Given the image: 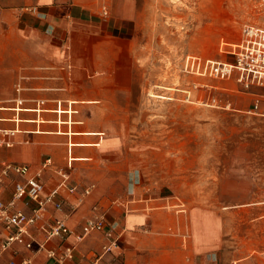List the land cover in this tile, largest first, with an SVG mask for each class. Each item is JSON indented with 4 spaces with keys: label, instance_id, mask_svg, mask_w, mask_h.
Returning <instances> with one entry per match:
<instances>
[{
    "label": "rangeland",
    "instance_id": "1",
    "mask_svg": "<svg viewBox=\"0 0 264 264\" xmlns=\"http://www.w3.org/2000/svg\"><path fill=\"white\" fill-rule=\"evenodd\" d=\"M128 13L133 19L123 35L133 42V86L113 133L115 148L82 173L76 196L90 183L96 188L83 203L75 200L76 208L102 190L82 220L116 223L122 236L114 264H124V201L133 184L142 185L165 198L161 222L146 235L159 239L152 252L164 250L166 262L181 256L185 264H264V105L249 111L261 90L245 92L234 77L203 78L182 67L188 55L232 60L224 43L238 42L245 25L264 27V0H136ZM21 74L27 75L4 81L0 66L4 106L13 105L8 100ZM10 199L7 193L3 200ZM94 243L103 253V238Z\"/></svg>",
    "mask_w": 264,
    "mask_h": 264
},
{
    "label": "crops",
    "instance_id": "2",
    "mask_svg": "<svg viewBox=\"0 0 264 264\" xmlns=\"http://www.w3.org/2000/svg\"><path fill=\"white\" fill-rule=\"evenodd\" d=\"M96 9V0H0L3 80L16 77L22 71L27 73L30 90L25 106L29 109L35 107L33 99L43 98L49 100L48 109L54 110L55 101H62L65 108L67 103H73L72 109L76 111L70 128L64 123L61 133L53 113L42 114L45 121L40 124L36 121L37 114L20 113L23 121L19 119V126L30 129L21 130L15 137L20 143L4 149L2 155L8 161L28 163L33 171L51 157L56 168L70 173L71 186L78 189L86 181L83 171L88 173L92 162L105 158L103 152L111 154L115 148L113 133L117 130L119 114L129 103L133 86V42L123 33L131 25L133 18L128 11L135 12L136 0H115L112 21L103 20ZM0 114L5 119L14 115ZM61 118L67 122L69 115L64 113ZM2 121L5 122L1 125L6 128L16 127L13 121ZM42 181L47 193L57 186L60 177L53 168L44 174ZM93 185L96 188L92 183L88 187ZM101 191L97 189L87 204H92ZM130 191L131 195H126L124 201L128 211L124 225L128 234L123 263L185 264L181 256L166 262L164 250L152 252L159 239L146 235L150 226L161 222L159 205L164 204L165 198L147 193L142 185L133 184ZM77 194L80 191L70 194L63 189L60 197L64 202L63 214L68 215L72 227L83 221L81 216L87 209V204L75 207V200L81 204L86 198ZM69 207L73 208L71 212ZM100 237V234L93 235L79 246L76 264H114L113 252L106 255L94 243ZM198 253L189 255V260L195 259ZM36 264L54 262L42 254Z\"/></svg>",
    "mask_w": 264,
    "mask_h": 264
},
{
    "label": "built area",
    "instance_id": "3",
    "mask_svg": "<svg viewBox=\"0 0 264 264\" xmlns=\"http://www.w3.org/2000/svg\"><path fill=\"white\" fill-rule=\"evenodd\" d=\"M113 2L114 0H96V14L103 20H109ZM224 46L221 50L231 56L232 60L219 61L188 55L183 62V71L215 80L234 77L245 92L260 89V93L252 94L249 110L258 113L264 105V27L245 25L241 31V39L235 43H224ZM28 81V75L21 74L14 83V96L8 100L12 106H4V101L0 99V113H14L9 119L0 116V125L5 122L2 120L16 124L15 129L0 126V149H9L20 143L15 137L22 132L19 131V123L23 121L20 116L22 112L37 114V124L45 121L42 114H55L57 119L54 123L58 126V133H61L64 123H68L69 128L72 125V114L76 113L72 109L73 103H67L65 108L62 101H55L56 108L52 110L47 108L49 100L37 98L32 100L35 107L27 108L25 104L28 99L24 97V93L30 90ZM5 107L8 110H3ZM64 113L69 115L67 122L61 118ZM53 168L60 181L46 193L42 178ZM70 168L69 164L68 169ZM63 189L70 194L79 192L78 186H71L70 173L56 168L51 157L45 159L37 171H33L28 163L0 161V264H36V259L42 254L54 264H76L75 254L79 246L96 234H100L104 240V254L119 247L122 235L117 233L116 223L107 221L104 217L88 218L76 227L69 224L68 215L63 214L64 202L60 200ZM93 189L94 185L87 187L81 195L89 196ZM7 193H10L11 199L5 202L3 199Z\"/></svg>",
    "mask_w": 264,
    "mask_h": 264
},
{
    "label": "bare ground",
    "instance_id": "4",
    "mask_svg": "<svg viewBox=\"0 0 264 264\" xmlns=\"http://www.w3.org/2000/svg\"><path fill=\"white\" fill-rule=\"evenodd\" d=\"M4 110H8V109L6 108V109H4Z\"/></svg>",
    "mask_w": 264,
    "mask_h": 264
}]
</instances>
